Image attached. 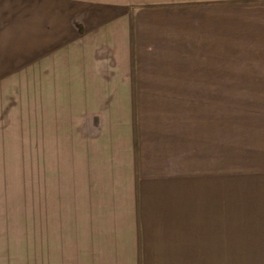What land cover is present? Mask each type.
<instances>
[{"label":"crops","instance_id":"crops-1","mask_svg":"<svg viewBox=\"0 0 264 264\" xmlns=\"http://www.w3.org/2000/svg\"><path fill=\"white\" fill-rule=\"evenodd\" d=\"M224 98L222 171L264 211V0H0V162L34 108L37 156L42 140L82 195L81 223L46 230L63 263L219 264L182 226L214 225Z\"/></svg>","mask_w":264,"mask_h":264},{"label":"rangeland","instance_id":"rangeland-1","mask_svg":"<svg viewBox=\"0 0 264 264\" xmlns=\"http://www.w3.org/2000/svg\"><path fill=\"white\" fill-rule=\"evenodd\" d=\"M31 109L33 111L29 110L27 119L29 129L22 135L24 144L22 147L17 145L16 149L14 147L7 149V152L2 153V158L5 160L0 162V264H66L58 255L57 249L46 254L47 231L50 230L48 231L50 238L55 239L49 244L56 245L61 234L59 227L64 228L62 232L67 234L66 225L81 223L80 215L73 207L82 205L78 203L80 202L78 198L82 195H68L63 191L66 188L65 182L62 181H66L67 173L62 172L67 170V166L46 159L42 140H40V155L37 156L35 113L34 108ZM179 111L177 108L178 115ZM234 116H237V113L234 115L228 112V100L220 99L219 201L213 211L199 209L201 215L210 213L211 223L214 225H207L209 219L195 224L191 218L193 225L188 221V227L182 226V230H186L182 235L183 244L188 239L191 250L192 248L217 250L220 255L219 264H228L233 260L232 255H240L242 251L264 249V218L261 215L264 211L252 210L251 205L253 207L256 204L245 202V197L249 195L244 192L243 182L242 185L239 182L244 180L245 173H236L238 182L234 189L233 179L222 171L224 159H227L222 150L225 149L223 146L226 144L227 130ZM52 184L55 185L54 192ZM69 196L72 198L71 201ZM233 196L236 200L235 210L232 209ZM90 204L92 203H86V205ZM115 211L106 212L111 214ZM81 212L84 213L83 210ZM115 213L120 214V219L116 220ZM115 213H112V218L120 224L124 211ZM110 214H106V220L111 217ZM129 239L131 240V237ZM64 245L67 249V243ZM243 260L240 256L235 257L236 264H243ZM122 262L123 258H120V264Z\"/></svg>","mask_w":264,"mask_h":264}]
</instances>
